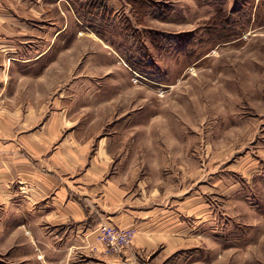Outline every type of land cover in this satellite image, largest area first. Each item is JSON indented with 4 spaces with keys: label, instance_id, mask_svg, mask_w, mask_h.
<instances>
[{
    "label": "crops",
    "instance_id": "crops-1",
    "mask_svg": "<svg viewBox=\"0 0 264 264\" xmlns=\"http://www.w3.org/2000/svg\"><path fill=\"white\" fill-rule=\"evenodd\" d=\"M90 1L0 0V264H224L225 232L256 215L244 186L262 195L260 158L239 155L212 183L182 180L167 151L139 165L128 109L97 98L98 40L78 17ZM103 222L132 229L131 244L105 253Z\"/></svg>",
    "mask_w": 264,
    "mask_h": 264
},
{
    "label": "rangeland",
    "instance_id": "rangeland-1",
    "mask_svg": "<svg viewBox=\"0 0 264 264\" xmlns=\"http://www.w3.org/2000/svg\"><path fill=\"white\" fill-rule=\"evenodd\" d=\"M151 1L155 7L142 14L131 0H112L106 10L81 8L78 15L98 40L97 98L113 95L128 109L129 150L138 151L139 165L141 157L160 162L167 151L184 166L182 180L197 171L210 183L223 166L222 174L233 175L230 163L249 153L260 158L264 177V0ZM136 121L144 134L136 133ZM251 184L244 188L256 215L239 223L228 217L238 224L225 232L224 264H264V189L261 195Z\"/></svg>",
    "mask_w": 264,
    "mask_h": 264
},
{
    "label": "built area",
    "instance_id": "built-area-1",
    "mask_svg": "<svg viewBox=\"0 0 264 264\" xmlns=\"http://www.w3.org/2000/svg\"><path fill=\"white\" fill-rule=\"evenodd\" d=\"M97 232L98 241L108 253L125 250L134 236V231L130 228H120L104 222L98 224Z\"/></svg>",
    "mask_w": 264,
    "mask_h": 264
},
{
    "label": "trees",
    "instance_id": "trees-1",
    "mask_svg": "<svg viewBox=\"0 0 264 264\" xmlns=\"http://www.w3.org/2000/svg\"><path fill=\"white\" fill-rule=\"evenodd\" d=\"M151 2V0H131V5L137 12L142 14L144 12H147L150 8L155 7V3ZM103 4V0H91L89 3H82L81 8L88 9L91 7L96 8L98 10L100 9V11H102V8L106 10Z\"/></svg>",
    "mask_w": 264,
    "mask_h": 264
},
{
    "label": "bare ground",
    "instance_id": "bare-ground-1",
    "mask_svg": "<svg viewBox=\"0 0 264 264\" xmlns=\"http://www.w3.org/2000/svg\"><path fill=\"white\" fill-rule=\"evenodd\" d=\"M243 260V258L241 259V261Z\"/></svg>",
    "mask_w": 264,
    "mask_h": 264
}]
</instances>
